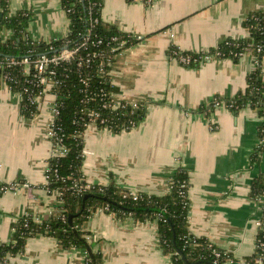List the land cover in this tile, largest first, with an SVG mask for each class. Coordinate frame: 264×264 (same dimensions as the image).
<instances>
[{"label":"crops","instance_id":"0c3cea01","mask_svg":"<svg viewBox=\"0 0 264 264\" xmlns=\"http://www.w3.org/2000/svg\"><path fill=\"white\" fill-rule=\"evenodd\" d=\"M101 17L138 38L115 56L109 70L119 100L139 102L144 119L114 133L89 124L84 134L83 178L95 185L115 182L132 194L163 196L178 168L190 175V232L228 253L225 264H246L256 250L257 221L264 217V193L252 196L264 173V149L257 157L263 119L246 104L238 112L222 106L200 111L216 96L244 93L256 56H212L195 67L180 64L172 47L204 53L227 38L248 36L244 19L264 10V0H101ZM31 14L28 34L39 42L65 37L70 20L62 0H10V12ZM264 84V58L259 67ZM46 102L35 116L21 112L18 96L0 87V185L21 181L31 193L0 190V243L13 238L26 213L50 218L60 197L49 192L46 168L53 143ZM103 264H173L159 243L157 221L138 222L98 210L83 225ZM9 264H84V255L47 234L27 239Z\"/></svg>","mask_w":264,"mask_h":264},{"label":"trees","instance_id":"16d2710c","mask_svg":"<svg viewBox=\"0 0 264 264\" xmlns=\"http://www.w3.org/2000/svg\"><path fill=\"white\" fill-rule=\"evenodd\" d=\"M62 5L65 8H72L67 13L70 20L69 34L51 42L37 43L36 53L45 51L49 45L60 50L67 41H70L67 45L75 46L82 41L84 34H90L91 42L103 39V43L97 45L95 49L104 53L105 73L99 71L100 60L97 58L89 66L85 64L79 66L76 58L63 62L57 67V77L61 83L55 88V93L60 114L55 119L57 136L53 142L61 141L68 152L63 156H54L49 159L46 187L50 192L61 193L59 194L60 202L47 220L36 221L31 215L19 218L13 226V238L9 242L0 243V264H9L10 257L23 252L27 239L39 234L55 237L67 249L73 248L81 253L85 252L87 256L84 264H103L102 254L95 249L94 242L88 239V232L83 229V225L98 210L105 208H108L106 212L113 213L121 219L131 217L138 222L157 221L160 246L164 253L170 254L173 264H225L229 258L227 252L206 238L194 236L190 232L188 218L190 175L184 168H178L175 171L169 181L170 191L163 196L139 194L138 198L134 199L130 191L118 186L115 182L84 191L75 186L76 182L86 184L82 167L84 134L90 123L89 110H100L101 118L106 122L104 124L98 122L97 125L100 128L108 126L114 133L136 127L144 119L146 111L140 103L139 107L134 109L128 104L117 110L101 106L103 103L101 96L107 102H111L113 100L111 94L115 90L106 72H109L115 56L138 41V38L102 20L101 0H62ZM0 15V53L23 56L30 47L25 40V34L31 14L27 16L24 10L11 14L10 0H0ZM243 25L249 33L246 37L227 38L216 48L204 53L182 51L172 47L169 54L173 58L180 55L191 56L192 62L183 65L195 67L204 59L203 56L206 53L211 57L236 60L241 57V53L251 50L250 52L258 57V64L248 77V87L245 92L232 98L221 96L214 98L232 104L231 109L234 112H238L246 104H251L259 111L261 118H264V84L259 70L264 58V10L250 13L244 19ZM4 29L12 31V35L7 40H4L2 36ZM113 36H118L119 41H125V45L118 52L112 51V47L119 41L108 44ZM218 52L221 54L217 55ZM84 55V51L79 52L80 57ZM194 59L198 60L193 62ZM84 80L88 82V85L83 83ZM99 92H102V95ZM27 97L24 96L21 102V112L24 116L31 118L38 113V110L36 106L30 104ZM213 99L208 105L202 106L200 111L206 113L208 109H213ZM262 128H264V120ZM260 134L264 139V131H260ZM263 149L264 145H260L255 157ZM263 193L264 173L258 175L252 184L253 198H259ZM257 240L262 245L256 247L246 264H256L258 258H264V231H259ZM214 250L222 252V256L216 258ZM183 256L189 263L183 259Z\"/></svg>","mask_w":264,"mask_h":264},{"label":"built area","instance_id":"2783aa9c","mask_svg":"<svg viewBox=\"0 0 264 264\" xmlns=\"http://www.w3.org/2000/svg\"><path fill=\"white\" fill-rule=\"evenodd\" d=\"M131 1H144L146 3L151 2V0H131ZM63 8L65 9L66 13H69L72 9L71 7L65 8L64 6ZM26 15L29 16L30 13L26 12ZM31 17L32 16H30V19ZM11 35H12V31L10 29H4V31L2 32V36L4 37V40H7ZM119 39L120 38L118 36H113L108 41V44L110 45V43L112 42H118ZM25 40L30 45V47L27 49L26 53L23 56L0 53V87H6L10 91H12L16 96H18V98L20 99V103L24 100V96H28L27 97L28 101L30 102V104L36 106L38 112L46 102L47 94H52L54 96V101L50 105V113L52 115V120L49 124L47 135L53 143V152L51 157L63 156L67 154L68 149L61 143V141L57 143L53 142V139L55 138V136H57L55 119L60 114V107L59 104L57 103V95L55 93V88L61 83L57 77V67L63 62H69L76 58L78 59L79 66H82L83 64L89 66L97 58L100 60L99 71L101 73H105L104 53L100 50L95 49L97 45L103 43V39H98L97 41L91 42L90 34H84L82 41L75 44V46L67 45L70 42L67 41L66 45L60 50L55 49L53 45H49L48 49L38 53H36L35 45L39 43V41L32 38L30 34H28V31L25 34ZM124 45H125V41H119V43L113 45L112 51L118 52L120 49H122ZM80 51H84L85 53L84 57L79 56ZM250 51L251 50L248 49L245 53H241L240 56L242 57L244 54ZM175 53L178 54V52ZM220 54H221L220 52L217 53V55ZM210 57L211 56L208 53H206L205 56H203L204 58L203 60L209 59ZM176 58L182 65L183 64L187 65L190 62H192L191 56L180 55L177 56ZM197 60L198 59H194L193 62H196ZM257 64H258V57L256 56L255 65ZM106 74H109V72H106ZM83 83L85 85H88V82L86 80H84ZM99 93H101L102 95V92ZM112 96H113V100L111 102L109 101L107 102L101 96V100L103 101L101 106L110 107L112 110H117L121 107L126 106L127 104L130 105L133 109L139 107V102L127 101L125 99L117 100L114 97V95ZM213 106L214 108L225 106L231 109L232 104H228L225 100L214 98ZM88 116L90 119L89 124L93 123L97 125L98 122H100L101 124H104L106 122L105 119L101 118V112L98 109L89 110ZM262 119L264 120V118ZM105 128L109 129L108 126ZM260 131L263 132L264 128H262ZM260 145H264L263 138H260ZM85 154L86 152L84 148L83 150L84 158H85ZM48 171H49V162L46 168V185L48 183V174H47ZM77 181L80 182L79 180ZM75 186L79 188V190L84 191L93 188L95 186H106V185H95L89 182H86L85 185H82L76 182ZM21 189H24L27 192L31 193V191L33 190V186L26 181L0 185V190L4 192L6 191L17 192ZM59 194L61 195V193ZM133 195H134V199H137L139 196V194H133ZM106 209L108 208L102 210L106 211ZM25 215H31L36 221H41L36 214L26 213ZM64 218L65 217L63 216V219ZM257 225L259 231L261 230L264 231L263 217L257 221ZM87 237L89 240H91V237L89 235ZM259 245H262V243H259V240H257L256 247H258ZM82 254L84 255V262H85L87 255L85 252ZM214 254L216 258L222 256V252L217 250H214ZM256 264H264V258L261 257L258 258L256 260Z\"/></svg>","mask_w":264,"mask_h":264},{"label":"water","instance_id":"95a60500","mask_svg":"<svg viewBox=\"0 0 264 264\" xmlns=\"http://www.w3.org/2000/svg\"><path fill=\"white\" fill-rule=\"evenodd\" d=\"M0 17H1V15H0ZM183 259L186 260V259H185V256H183ZM186 262H187V260H186ZM187 263H189V262H187ZM194 264H197V263H194Z\"/></svg>","mask_w":264,"mask_h":264},{"label":"rangeland","instance_id":"374dc122","mask_svg":"<svg viewBox=\"0 0 264 264\" xmlns=\"http://www.w3.org/2000/svg\"><path fill=\"white\" fill-rule=\"evenodd\" d=\"M27 31H28V29H27ZM196 53H198V52H196ZM48 162H49V160H48Z\"/></svg>","mask_w":264,"mask_h":264}]
</instances>
